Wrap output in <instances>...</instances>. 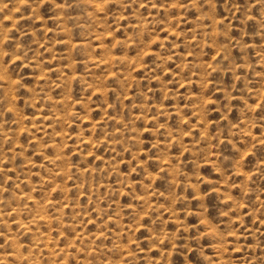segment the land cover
<instances>
[{"label":"rangeland","instance_id":"rangeland-1","mask_svg":"<svg viewBox=\"0 0 264 264\" xmlns=\"http://www.w3.org/2000/svg\"><path fill=\"white\" fill-rule=\"evenodd\" d=\"M0 264H264V0H0Z\"/></svg>","mask_w":264,"mask_h":264},{"label":"snow or ice","instance_id":"snow-or-ice-1","mask_svg":"<svg viewBox=\"0 0 264 264\" xmlns=\"http://www.w3.org/2000/svg\"><path fill=\"white\" fill-rule=\"evenodd\" d=\"M6 55H7V53H6ZM258 107H259V105H258Z\"/></svg>","mask_w":264,"mask_h":264}]
</instances>
